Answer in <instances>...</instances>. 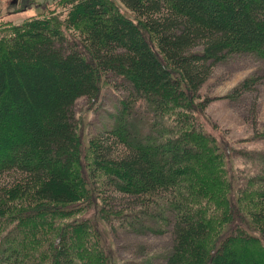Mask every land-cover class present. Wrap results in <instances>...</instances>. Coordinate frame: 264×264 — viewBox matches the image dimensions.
Returning a JSON list of instances; mask_svg holds the SVG:
<instances>
[{
  "label": "trees",
  "instance_id": "obj_1",
  "mask_svg": "<svg viewBox=\"0 0 264 264\" xmlns=\"http://www.w3.org/2000/svg\"><path fill=\"white\" fill-rule=\"evenodd\" d=\"M117 1L119 5L115 0H65L60 12L7 23L0 32V178L8 177L0 181V250L5 255L0 264H114L104 243L95 246L83 237L90 228L85 219L89 214L78 213L93 186L105 191L112 187L139 205L116 215L130 212L138 220L144 219L141 215L154 219L155 207L174 214H160L172 234L161 264L264 262V186L256 192L258 207L252 213L261 237L247 230L233 233L220 242L218 237L213 249L231 206L214 191L203 196L199 207L189 205L191 193L176 190L183 176L176 173L181 153L174 156L171 145L162 151V144L154 147L150 141L129 138L130 132L122 128L126 120L117 118L113 129L91 137L83 164L73 110L83 96L94 103L105 86L121 88L139 103L149 100L162 112L169 100L193 96L213 66L228 56L254 52L264 57V0ZM120 5L132 15L123 13ZM182 112L177 106L176 133H199L196 122L193 128L186 125L191 114ZM209 135L219 152L220 142ZM202 138H191L199 145L193 148L192 174L206 181L213 177L216 187L219 179L228 189L221 161L223 173L207 174L203 160L208 148L204 134ZM121 145L124 148L111 155ZM197 185L204 188L197 186L198 194H207V184ZM103 202L104 216L112 213L108 201ZM39 210L43 212L36 221ZM32 218L34 223L28 222ZM14 230L12 251H6L10 243L5 236Z\"/></svg>",
  "mask_w": 264,
  "mask_h": 264
},
{
  "label": "rangeland",
  "instance_id": "obj_2",
  "mask_svg": "<svg viewBox=\"0 0 264 264\" xmlns=\"http://www.w3.org/2000/svg\"><path fill=\"white\" fill-rule=\"evenodd\" d=\"M60 1L0 0V32L4 30L7 23H21L32 16L47 14L52 10L53 12L62 11L61 4L65 3V0ZM115 1L119 5L118 1ZM120 7L123 13L131 14L122 5ZM102 89L104 94L96 98L94 103L93 98L83 96L76 101L73 107L78 117L81 153L85 154V157L82 156L83 164L86 163V154H89L91 137L105 133V128L113 129L117 118L126 120L128 125L122 124V128L130 132L129 138L137 142L150 141L154 147L162 144L160 145L162 151L163 148L171 145L174 156L181 153L177 159L176 167L179 171L176 173L179 175L180 172L183 176L180 178L182 180L176 184V190L180 194L191 193L188 196L191 199L189 200L191 202H188L190 206L197 204L199 207L200 200L204 199L203 196L209 197L208 191H214L215 197L222 199V203L226 201L231 206L229 210L226 209L222 223L221 228L224 232L216 237L214 244L218 237V242H220V239H224L226 235L239 234L246 230L250 232H248L250 235H261L252 213L258 207L256 192L264 186V57L262 55L246 52L228 56L213 66L211 74L193 96H187V98L179 96L178 101L177 99L169 100L167 106L161 109L162 112L159 110L157 112L156 107H151L149 100L137 102L121 88L114 91L113 89L107 90L104 86ZM192 103L197 105L196 108H192ZM177 106L183 109V116L188 117L191 114L186 125L193 128L191 123L196 122V129L199 133H176L174 126L176 116H178ZM160 128L164 130L163 133L159 131ZM164 133L166 136L163 135ZM208 133L220 142L219 152L212 146ZM203 134L205 147L208 148L207 157L203 160L204 167L209 168L207 174L220 175L223 173L220 169L222 168L221 161L227 170H224L223 175L228 176L230 183L228 189L222 187L219 179L220 186L216 187L213 177L206 181L200 177L197 179L192 174V169L194 170L195 167L193 148L199 145L196 146L194 143L196 140L191 138H200L203 141ZM162 137L168 141L163 142L159 139ZM182 144L187 150H182ZM121 147L124 148L122 145L116 147L111 155L115 156ZM207 160H209V165ZM216 160H218V167ZM212 163L214 167L210 168ZM6 179L8 177L2 176L0 181H7ZM91 182L93 186L94 182ZM199 182L209 186L207 194L197 193ZM199 187L200 190L204 189ZM90 194L88 200L92 201L91 204L87 202L88 200L82 199L83 202L80 205H83L84 210L78 213L80 216L89 214V218L85 219H88L90 228L83 232V237L88 244L98 246L104 243L105 247L113 253L111 256H113L114 264H121V260L137 261L130 264H149L148 258L152 264H161L164 261V256L171 247L172 234L166 218L160 214H166L165 217L171 218H174V214L155 207L154 210L157 211L155 214L158 215L154 219L151 217L145 219L148 215H141L144 219L138 220L137 214L130 212L125 215H116L120 211H131L132 205L137 209L139 205H135L126 194L115 191L109 186L106 191L102 187L93 186ZM103 200L108 201L112 210V213L105 214V216L101 212L102 206L105 213L107 210ZM228 204L224 207L227 208ZM88 209L96 211L88 212ZM42 210L35 212L36 221L41 219L37 214L43 212ZM35 220L32 218L28 222L34 223ZM141 221L149 227L145 228V224ZM16 232L17 230H14L12 235L5 236L7 244L12 243ZM11 243L6 246V251L8 249L12 251ZM3 256H5L3 250H0V260ZM4 258L2 262H5ZM253 261H250L251 264H264L258 258Z\"/></svg>",
  "mask_w": 264,
  "mask_h": 264
}]
</instances>
